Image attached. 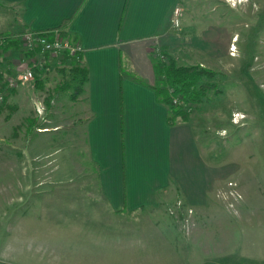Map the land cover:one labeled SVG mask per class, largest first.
<instances>
[{
    "label": "rangeland",
    "instance_id": "1",
    "mask_svg": "<svg viewBox=\"0 0 264 264\" xmlns=\"http://www.w3.org/2000/svg\"><path fill=\"white\" fill-rule=\"evenodd\" d=\"M180 6L187 22L200 30H214L210 48L197 47L204 36L194 25L185 37L186 44L182 40L177 48L156 46L153 54L178 67L201 66L213 73L200 80L205 97L201 107L191 109L205 156L220 177L213 183L209 206L197 217L195 210L186 211L180 202L162 198V204L154 208L112 214L100 203L91 170L75 150L74 138L73 144L64 143L63 131L72 127L73 120L58 117L59 110L47 113V96L46 100L45 95L32 97V105L26 102L24 106L32 111L29 117L38 116L47 128L58 122L61 130H50L42 137L39 134L43 133L31 135L30 140L21 117L11 118L9 105L0 114V264H148L155 250L164 249L162 241H156L161 234L175 237L166 246L170 251L174 243L181 254L184 249H229L238 243L244 250L242 261L262 264L264 0H181ZM17 19L0 1V33L12 34ZM45 60L44 68L35 63V76L64 66V58ZM0 72L3 103L11 90L9 82L16 77L10 71ZM40 140L49 144L43 146ZM49 148L51 153L43 158L51 160L49 165L44 166L39 158L32 162V157L41 155L43 149L49 153ZM248 249L258 257L246 258ZM185 259L180 264H186Z\"/></svg>",
    "mask_w": 264,
    "mask_h": 264
},
{
    "label": "crops",
    "instance_id": "2",
    "mask_svg": "<svg viewBox=\"0 0 264 264\" xmlns=\"http://www.w3.org/2000/svg\"><path fill=\"white\" fill-rule=\"evenodd\" d=\"M0 1L18 17L11 35L19 39L20 45L19 49H10L1 55L0 71L14 73L17 80L23 65L32 67L37 63L44 68L45 59L54 58L27 51L21 36L26 32H63L64 29L80 46L79 64L87 74L81 93L73 101L74 91L71 90L76 84L69 82L71 62L46 76H34L32 81L11 88L0 103V112L9 105L8 109L13 110L11 118L21 117L20 123L25 125L29 136L43 133L39 134L42 137L53 129L56 133L61 130L60 123L50 128L41 126L40 118L36 115L30 118L31 109L24 108L26 102L32 105V97L45 95L43 100L48 97L49 103L44 108L47 113L59 110L58 117L73 120L72 127L63 131L64 143L73 144L70 142L74 138L75 150L91 170L100 203L112 214L130 215L154 208L160 206L164 198V201L171 200L169 203L180 202L186 211L195 210L198 217L209 206L211 189L219 174L212 171V164L205 156L201 145L203 137L194 123V115L188 122L177 119L171 123L167 106L153 90L156 85L153 49L156 46L177 48L182 40V44H186L185 37L194 31V25L200 30L197 24L187 22L184 15L179 27L172 26L173 11L181 7V0ZM200 32L204 37L197 47L210 48L214 30L201 27ZM65 97L67 102L60 104ZM21 112L27 113L18 116ZM11 125L16 130L15 124ZM13 135H17L16 132ZM46 142L49 141L40 140L43 146L49 144ZM47 150L49 152L50 148ZM45 153L43 149L41 155L32 157V162L49 156L51 151ZM43 162L46 166L51 160L43 159ZM166 237L170 236L156 237V241H162L164 249L155 250L154 259L148 264H180L184 257L186 264H256L242 261L243 249L238 243L229 249H184L181 254L177 243L174 250L166 249L170 240L176 241L175 237ZM235 239L241 241L242 238L236 236ZM247 251L246 258L259 255Z\"/></svg>",
    "mask_w": 264,
    "mask_h": 264
},
{
    "label": "trees",
    "instance_id": "3",
    "mask_svg": "<svg viewBox=\"0 0 264 264\" xmlns=\"http://www.w3.org/2000/svg\"><path fill=\"white\" fill-rule=\"evenodd\" d=\"M53 32L55 30H51L49 33ZM57 34L62 40L68 39L71 43H77L75 42L76 39L71 38L64 29L63 32L58 30ZM19 48V39L14 38L11 34L0 35V57L10 49ZM26 53L25 55L28 56L29 54ZM66 62L68 64L72 63L69 69V82L70 84H76L73 96H71L73 101L81 93V86L85 83L87 74L84 69L80 68L79 60L76 61L75 58L65 54L62 64L67 65ZM152 65L156 77V85L153 90L159 101L167 106L169 121L174 123L179 119L181 122H188L192 107L201 105L205 98L200 80L203 76L211 77L213 73L201 66L178 67L174 62L166 63L156 57L152 59ZM159 78H162V80L159 81ZM173 100H178V103L173 105Z\"/></svg>",
    "mask_w": 264,
    "mask_h": 264
},
{
    "label": "built area",
    "instance_id": "4",
    "mask_svg": "<svg viewBox=\"0 0 264 264\" xmlns=\"http://www.w3.org/2000/svg\"><path fill=\"white\" fill-rule=\"evenodd\" d=\"M181 16V9L175 8L171 18V24L173 27L177 28L180 26ZM49 32L50 31L23 33V35L21 36L23 47L29 52L38 51L41 54H49L53 58H63L65 54H67L71 58H75L76 61L79 60L81 48L78 43H71L67 39H60L57 31L53 33ZM33 67L34 66L26 67L23 65L22 73L19 78L17 80L10 81L9 86L12 88L15 87L18 83L24 84L32 81L35 76ZM177 103V100H173L172 102L173 105Z\"/></svg>",
    "mask_w": 264,
    "mask_h": 264
}]
</instances>
